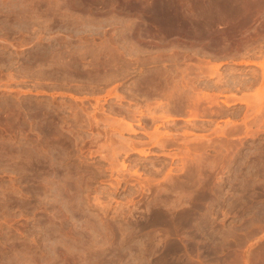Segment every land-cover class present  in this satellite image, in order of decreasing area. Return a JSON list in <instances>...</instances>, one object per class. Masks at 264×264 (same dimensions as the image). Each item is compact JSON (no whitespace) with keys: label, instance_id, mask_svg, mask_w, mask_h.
<instances>
[{"label":"rangeland","instance_id":"rangeland-1","mask_svg":"<svg viewBox=\"0 0 264 264\" xmlns=\"http://www.w3.org/2000/svg\"><path fill=\"white\" fill-rule=\"evenodd\" d=\"M235 1L0 0V264H264V0Z\"/></svg>","mask_w":264,"mask_h":264},{"label":"bare ground","instance_id":"bare-ground-1","mask_svg":"<svg viewBox=\"0 0 264 264\" xmlns=\"http://www.w3.org/2000/svg\"><path fill=\"white\" fill-rule=\"evenodd\" d=\"M233 1V0H232ZM236 1H238V0H236ZM235 1V2H236ZM158 2V1H157ZM156 2V3H157ZM217 2V1H216ZM155 3V4H156ZM164 3H165V1H164ZM163 3V4H164ZM174 3V2H173ZM215 3V2H214ZM221 3V2H220ZM223 3V2H222ZM221 3V4H222ZM225 3V2H224ZM227 3V2H226ZM97 4V3H96ZM201 4V3H200ZM175 5V4H174ZM182 5V4H181ZM229 5V4H228ZM232 5V4H231ZM158 6V5H157ZM176 6V5H175ZM183 6V5H182ZM201 6H202V4H201ZM209 6V5H208ZM220 6V5H219ZM222 6V5H221ZM227 6V5H226ZM237 6V5H236ZM153 7V6H152ZM223 7V6H222ZM89 8V7H88ZM177 8V7H176ZM181 8V7H180ZM198 8V7H197ZM206 8V7H205ZM236 8H238V7H236ZM90 9V8H89ZM145 9V8H144ZM179 9V8H178ZM176 10L172 5H162V6H160V8H159V16L160 15H162L163 17H165L166 19H169V20H176L177 19V21H178V19H186V15H185V13H183V12H181V10ZM211 9V8H210ZM229 9V8H228ZM243 9V8H242ZM139 10V9H138ZM189 10V9H188ZM226 10V9H225ZM224 9H223V11H225ZM233 9H231V11H232ZM236 10V9H235ZM240 10V9H239ZM244 10V9H243ZM242 10V11H243ZM142 11V10H141ZM145 11V10H144ZM205 11V10H204ZM212 11V10H211ZM229 12H230V10H228ZM228 11H225L224 13L225 14H227L228 13ZM234 11V10H233ZM254 11H256V10H254ZM185 12V11H184ZM215 12V11H214ZM216 12H217V10H216ZM227 12V13H226ZM237 12V11H236ZM245 12V11H244ZM247 12H249V11H247ZM257 12V11H256ZM148 13V12H147ZM197 13V12H196ZM202 13V12H201ZM223 13V12H222ZM232 12H230L229 14H231ZM234 13V12H233ZM243 13V12H242ZM254 13V12H253ZM145 14H146V12H145ZM157 14V13H156ZM210 14H212V13H210ZM209 14V16H211ZM228 14V15H229ZM248 14V13H247ZM256 14V13H255ZM258 14V13H257ZM155 15V14H154ZM153 16V15H152ZM151 16V17H152ZM156 16V15H155ZM207 16H208V14H207ZM224 16V15H223ZM227 16V15H226ZM235 16V15H234ZM251 16V15H250ZM213 17H214V15H213ZM217 17V16H216ZM229 17H231L230 15L227 17L228 18V20H229ZM243 17V16H242ZM245 17H248V15L247 16H245ZM257 17V16H256ZM142 18V17H141ZM196 18V17H195ZM210 18V17H209ZM232 18H233V14H232ZM234 18H236V17H234ZM233 18V19H234ZM251 18V17H250ZM157 19V18H156ZM158 19H160V18H158ZM157 19V20H158ZM205 19V18H204ZM218 19H220V18H218ZM223 19V18H222ZM254 19V18H253ZM163 20H164V18H163ZM245 20H246V18H245ZM250 20V19H249ZM187 21H188V19H187ZM205 21V20H204ZM213 21V20H212ZM145 22V21H144ZM163 22H165V21H163ZM166 22H168L167 20H166ZM170 22V21H169ZM185 23V22H184ZM209 23V22H208ZM236 26V25H235ZM175 27V26H174ZM210 28H211V25H210ZM209 29V28H208ZM196 31V30H195ZM210 31V30H209ZM194 32V31H193ZM196 35V34H195ZM195 35H194V38H195ZM193 36V35H192ZM198 36V35H197ZM199 36L201 37V35L199 34ZM208 37V36H207ZM199 38V37H198ZM176 39V38H175ZM212 39V38H211ZM173 40H174V38H173ZM196 40H197V37H196ZM195 40V41H196ZM199 40V39H198ZM210 40V39H209ZM200 41V40H199ZM211 41V40H210ZM198 42V41H197ZM206 42H207V40H206ZM206 42H204V44L206 45L207 43ZM217 42V41H216ZM133 43V42H132ZM213 43V42H212ZM215 43V42H214ZM196 44V43H195ZM209 44V43H208ZM216 45H218L217 43H215ZM201 45V44H200ZM213 45V44H212ZM208 46V45H207ZM210 46V45H209ZM203 47H204V45H203ZM212 47V46H211ZM189 48V47H188ZM189 49H191V50H195V47L193 48H189ZM197 49V48H196ZM200 49H202V48H200ZM200 49H199V51H200ZM187 51V50H186ZM196 51H198V50H196ZM204 53V52H203ZM161 58V57H160ZM226 104H228L227 103V101H226ZM260 104V103H259ZM229 105V104H228ZM197 113V112H196ZM198 114V113H197ZM197 116V115H196ZM199 116V115H198Z\"/></svg>","mask_w":264,"mask_h":264},{"label":"crops","instance_id":"crops-1","mask_svg":"<svg viewBox=\"0 0 264 264\" xmlns=\"http://www.w3.org/2000/svg\"><path fill=\"white\" fill-rule=\"evenodd\" d=\"M221 98H227V95L222 96Z\"/></svg>","mask_w":264,"mask_h":264}]
</instances>
